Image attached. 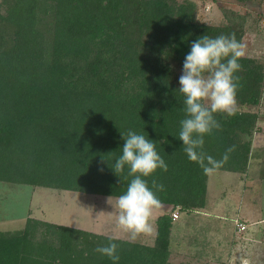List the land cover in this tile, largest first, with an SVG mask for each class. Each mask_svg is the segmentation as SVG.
<instances>
[{
	"label": "trees",
	"instance_id": "16d2710c",
	"mask_svg": "<svg viewBox=\"0 0 264 264\" xmlns=\"http://www.w3.org/2000/svg\"><path fill=\"white\" fill-rule=\"evenodd\" d=\"M0 7V182L116 198L131 177L107 162L132 129L156 141L167 162V172L147 179L164 185L157 195L172 208L156 220L151 247L29 218L23 232L0 235V264H113L96 252L110 239L118 264L165 263L173 214L205 208L210 177L178 140L183 60L205 34L235 33L245 44L246 19L201 23L191 0H2ZM240 63L236 103L258 107L264 61L245 54ZM233 113L215 114L221 127L205 136L204 151L219 159L235 145L219 171L247 174L259 115ZM39 232L51 242H39Z\"/></svg>",
	"mask_w": 264,
	"mask_h": 264
},
{
	"label": "rangeland",
	"instance_id": "374dc122",
	"mask_svg": "<svg viewBox=\"0 0 264 264\" xmlns=\"http://www.w3.org/2000/svg\"><path fill=\"white\" fill-rule=\"evenodd\" d=\"M1 1L2 0H0V2ZM191 1L197 4L198 20L207 25L220 26L230 22H241L236 19V15L244 17L246 19L244 26L246 33V55L264 61V0L246 2H239L237 0H218L217 2L213 0ZM3 11L2 7H0V13ZM236 110H248L256 112L259 115L257 129L252 137L251 170L252 176H255L257 181V183L253 185L257 189H260V186H264L260 176L264 173V94L260 106L243 108L236 103L233 111ZM244 139L249 138L244 137ZM240 178L244 179V175L240 174ZM239 182V174L237 173L218 171L210 176L209 185L214 191L212 195L208 196L209 202L211 203L214 199L217 200V203L224 201L226 204L224 208L227 209L229 207V202L232 201L233 192L236 191L237 194L241 191V189L237 187ZM211 192L212 190L210 193ZM259 193L261 195L260 203H262L264 209V192L261 193V191H259ZM108 199L109 197L0 182V235L8 236L21 233L25 230L27 220L29 218H36L49 221L51 224H61L84 229L110 238L137 243L141 246H153L157 232L156 220L159 218L160 214L170 213L172 208L169 206L163 208L162 205L159 209L154 210L150 220L151 231L140 233L133 238L118 225L116 198L112 197L109 201ZM233 201L235 204L229 207L227 216L214 215L215 217L213 218L215 219L214 222L218 225L227 224V229L230 230H225L227 234L225 235L227 236V243L223 240V235L219 236L222 237V242L219 241L220 243L218 245L214 243L215 245L212 251L210 250L209 252L207 250L213 244V240L210 238V243H207L208 246L206 244L201 245V248L203 246L202 250L199 251L201 256H196L194 254V252L197 251L196 249L192 250V252L188 250V240H201L202 234L213 229L217 230V226L213 225L214 223L207 225L200 219L199 227L196 226L197 232H194V228L192 227H194L196 219H192L187 212H182L181 220L179 223H176L173 230L169 255L165 258V263L163 264H222L223 260L227 262L223 263L231 264L232 261H230L229 258L226 259L223 256L220 257L216 255V248L221 244H228L231 242L230 237L234 236L235 225L238 220L236 217L237 213L235 214L236 211H233V208L238 204L236 208L239 209V207H241L240 210H242L244 206L239 203L244 201L246 203L247 199L240 200V198L235 197ZM258 208L261 209L260 206H258ZM261 212L262 216L260 218H264V211ZM188 221H191V223L188 224ZM228 226H230V228ZM244 229L245 228L241 230ZM199 231H202V234H200ZM50 239L49 236L42 235L41 233L38 234L39 242H47V240L51 242ZM198 243L199 242L194 244L193 247L198 245Z\"/></svg>",
	"mask_w": 264,
	"mask_h": 264
},
{
	"label": "clouds",
	"instance_id": "9594fccd",
	"mask_svg": "<svg viewBox=\"0 0 264 264\" xmlns=\"http://www.w3.org/2000/svg\"><path fill=\"white\" fill-rule=\"evenodd\" d=\"M245 54L246 45L235 33L216 37L205 34L191 43L183 60L176 91L184 98V118L179 122L178 140L182 141L188 160L197 163L208 176L221 170L235 151V145L230 146L217 159L204 151V144L205 136L221 127L215 114H234L239 87L236 73L242 69L240 60ZM121 135L124 141L119 149L121 154L114 162H106L115 175L126 171L131 177L126 191L116 197V209L119 227L135 238L151 231V217L162 203L157 192L163 191L164 185L153 180L149 186L147 178L157 170L167 172L168 164L157 151L156 141L148 135L132 129ZM118 247V243L110 239L98 245L96 252L118 264Z\"/></svg>",
	"mask_w": 264,
	"mask_h": 264
},
{
	"label": "crops",
	"instance_id": "0c3cea01",
	"mask_svg": "<svg viewBox=\"0 0 264 264\" xmlns=\"http://www.w3.org/2000/svg\"><path fill=\"white\" fill-rule=\"evenodd\" d=\"M252 160V158H251ZM252 162L250 165V169L247 174L244 175V179L240 178V173L239 174V184H237V187L241 189L240 192L236 194V191H234L232 195V203L229 202V207L235 202L233 201L235 197H238L241 199H247V202H240L239 204H243L244 208L240 210L236 208L235 205L233 208V211L235 210L236 217L238 218L237 223L235 225V232L234 236L230 237L231 242L228 244H221L220 246H217L216 251L217 254L220 257L223 256L224 258H229L231 264H264V218H260L262 216V212L264 211L262 203H260V193L264 192V186H260V189H257L253 184L257 183L256 177L252 176V170H251ZM262 181V180H261ZM264 184V180L262 181ZM212 192L210 193V191ZM213 189L210 187L208 183V195L210 196L213 193ZM217 200L214 199L211 203L209 202V197L207 199V205L205 208L201 209L200 211L194 212L189 214V216L192 217V219H196L194 223V232L197 230L196 226L199 227V222L202 220L205 222L207 225L213 224L217 226V230H210L209 232L202 234V231H199L201 236L200 239H190L188 240V250H197L194 252V254L200 255L199 251L202 250L201 245L208 244L210 243V238L213 240V244L207 251L210 252L212 251L213 246L216 244L218 245L221 241L222 242V237H224L223 240L226 242V231L229 230L227 229V224L222 225V224H216L214 222L215 219H213L215 216L214 215H226L229 213V207L227 209L224 208L226 206L225 202L222 201L221 203H217ZM245 203V204H244ZM162 206V205H161ZM258 206L261 207V209L258 208ZM164 207H168L167 205H163ZM170 207V206H169ZM236 208V209H235ZM162 210V209H161ZM225 212V214H224ZM165 213L160 214L162 216ZM159 216V215H158ZM156 216V217H158ZM159 216V217H160ZM201 219V220H200ZM181 220V212H180V217L178 220L174 221L175 225L176 223H179ZM219 220V219H218ZM222 221V220H220ZM191 221H188V224H190ZM202 226V225H201ZM206 226V225H204ZM241 226L245 227L244 230H241ZM230 228V226H228ZM230 231V230H229ZM197 232V231H196ZM231 234V232H230ZM223 235V236H222ZM222 236V237H219ZM173 237V234H172ZM194 238V236H193ZM229 240V237H228ZM197 242L198 245L194 246ZM201 242V244H200ZM242 242V243H241ZM208 243V244H207ZM215 243V244H214ZM227 243V242H226ZM231 243V244H230ZM199 249V250H198ZM219 253V254H218ZM193 254V255H194ZM214 254V253H213ZM201 256V255H200ZM203 257V256H202ZM218 257V256H217ZM203 258H206L205 256ZM219 258V257H218ZM223 262H226L223 260ZM222 264H226L223 263Z\"/></svg>",
	"mask_w": 264,
	"mask_h": 264
},
{
	"label": "built area",
	"instance_id": "2783aa9c",
	"mask_svg": "<svg viewBox=\"0 0 264 264\" xmlns=\"http://www.w3.org/2000/svg\"><path fill=\"white\" fill-rule=\"evenodd\" d=\"M177 219H179V213L178 212L173 214V220H177ZM243 228H245V227L241 226V229H243Z\"/></svg>",
	"mask_w": 264,
	"mask_h": 264
}]
</instances>
